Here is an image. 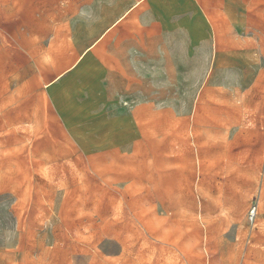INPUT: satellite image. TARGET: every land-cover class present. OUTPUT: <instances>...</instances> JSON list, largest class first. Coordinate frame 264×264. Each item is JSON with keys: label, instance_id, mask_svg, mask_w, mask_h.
I'll return each instance as SVG.
<instances>
[{"label": "rangeland", "instance_id": "obj_1", "mask_svg": "<svg viewBox=\"0 0 264 264\" xmlns=\"http://www.w3.org/2000/svg\"><path fill=\"white\" fill-rule=\"evenodd\" d=\"M71 2L0 0V264H264V37L144 148L83 154L49 99Z\"/></svg>", "mask_w": 264, "mask_h": 264}, {"label": "crops", "instance_id": "obj_2", "mask_svg": "<svg viewBox=\"0 0 264 264\" xmlns=\"http://www.w3.org/2000/svg\"><path fill=\"white\" fill-rule=\"evenodd\" d=\"M71 1L83 6L62 25L75 57L48 84L72 113L49 99L83 154L144 148L148 128L189 116L212 70L237 64L223 39L264 37V0Z\"/></svg>", "mask_w": 264, "mask_h": 264}]
</instances>
